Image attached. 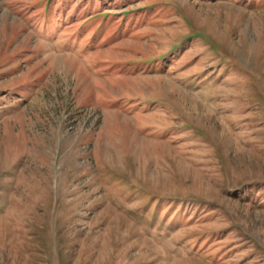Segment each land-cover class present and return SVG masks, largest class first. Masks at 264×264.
I'll use <instances>...</instances> for the list:
<instances>
[{
  "label": "rangeland",
  "instance_id": "374dc122",
  "mask_svg": "<svg viewBox=\"0 0 264 264\" xmlns=\"http://www.w3.org/2000/svg\"><path fill=\"white\" fill-rule=\"evenodd\" d=\"M0 264H264V0H0Z\"/></svg>",
  "mask_w": 264,
  "mask_h": 264
}]
</instances>
